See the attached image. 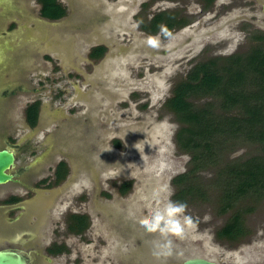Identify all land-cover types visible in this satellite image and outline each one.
Returning a JSON list of instances; mask_svg holds the SVG:
<instances>
[{"label":"rangeland","instance_id":"374dc122","mask_svg":"<svg viewBox=\"0 0 264 264\" xmlns=\"http://www.w3.org/2000/svg\"><path fill=\"white\" fill-rule=\"evenodd\" d=\"M26 1L35 9L36 0ZM66 1L72 13L63 21L64 25L73 31L80 30L78 34L75 32L76 55L68 59L71 63L66 67L60 64L59 54L50 61L35 56L22 42H13L10 52L0 43V87L21 85L26 90L5 103L0 99V109L7 108L9 117L23 122L24 103L37 95L44 113L57 111L43 118L46 122L53 117L56 123L51 126L44 123L38 138L44 139L47 131L58 125L49 150L69 151L76 169L73 174L83 176L85 181L80 185L71 177L65 189L55 194L54 203L52 197L42 196L41 205L43 210L53 205L50 213L63 214L67 210L77 211L83 204L92 219L87 239L58 232L56 237L66 244V250L57 260L62 264H115V255L109 249L104 250L100 241L104 238L99 223L101 215H119L116 222L108 219L117 231V252L141 253L135 248L136 240L140 248L145 246L149 252L154 251L140 220L169 199L175 201L179 187L173 182L188 173L190 157L176 144V134L183 125L165 107L174 86L198 61L216 58L219 65H224L225 59L232 55L249 54L261 44L250 36L262 30L241 22L243 8L230 6V0H218L216 7L203 0ZM0 8L1 21L10 9L5 0L0 1ZM158 11L186 23L173 29L171 38H164L161 32L143 31L141 25L148 23L147 15ZM256 18L257 23L262 22ZM112 27L119 28L108 33L116 47L110 50L112 54H106L101 71L90 82L86 75L90 67L93 70L99 63L88 61L87 47L78 38L88 35L89 31L83 29L99 32ZM31 36H25L24 40ZM148 36H160L161 47H147ZM74 89L76 93L80 91L76 94ZM220 100L204 97L194 98L193 102L199 107L212 104L220 114ZM221 141L224 146L220 164H204L180 187L187 184L195 187L196 191L184 202L186 215L193 218L196 226L186 228L189 236L185 233L183 239L175 238L179 243L173 240L174 246L179 248L181 257L198 254L221 264H264V199L246 197L236 202L235 209L247 210L241 216L244 235L229 241L218 237V232L231 220L234 211L219 212V199L223 196L220 188L214 186L220 165L253 156L260 152V147L244 139ZM44 158H39L40 163ZM122 181L131 186L124 193L119 186ZM199 190L203 196L197 194Z\"/></svg>","mask_w":264,"mask_h":264},{"label":"flooded vegetation","instance_id":"af4514ba","mask_svg":"<svg viewBox=\"0 0 264 264\" xmlns=\"http://www.w3.org/2000/svg\"><path fill=\"white\" fill-rule=\"evenodd\" d=\"M5 1L10 11L5 16V19L3 18L0 21V23L2 22V25H0L1 47L10 52L13 42H22L23 45L31 48V52L35 56L43 57L45 60L50 61L52 59L53 61L59 54V57H61L60 64L66 67L69 66L71 62L68 59L76 55L73 51L74 42L77 38L75 32L78 34L80 30L76 29V31H73V28L64 25L63 21L69 16L68 14L72 13L71 9L69 10L70 7H68L67 1L64 0V4L62 0H55V4L64 10V15L56 19L45 16L46 8L42 0H36L35 7H33L35 9H32L26 0ZM203 1L211 4L213 7L218 5V0H212L211 2ZM230 1L229 5L243 8L244 16L241 22L262 30L260 31L262 33H253L250 38L253 40L257 36L264 35V0ZM53 12L51 11V13ZM161 15L163 16V20L160 22L158 30L155 33L160 32V26H166V17L173 18V15L168 13L165 15L164 11L147 15L148 23L141 25V29L147 33H152L149 30L152 22ZM256 17L262 22L257 23ZM174 19L180 20V18ZM42 25H44V28ZM176 28L174 27L170 31ZM108 29H105L106 32L105 30L98 32L96 29H83L89 31L88 35L85 37L81 36L83 39L78 38L87 47L89 54L88 61L99 63L95 65L96 68H94L95 66L93 67V70L90 67V73L86 75L89 81H93L95 75L101 71L102 67L100 65H102L108 54H112L110 50L113 49L114 51L116 47L115 40L108 33L111 30L119 28L112 27ZM69 33L73 34L69 35ZM30 35L33 36L28 40H24L25 36ZM46 38H50V40ZM210 59L212 58L196 62L189 70H192L196 64L207 62ZM91 89H94V87L92 86ZM25 91V88L21 85L0 87V99L5 103L17 95L18 92L24 93ZM76 91L74 89L75 93ZM37 92L35 90V93ZM88 92H83V94L87 95ZM65 94L66 91H63L62 95ZM6 112L8 115L9 111L7 108L0 109V152L7 151L8 153H12L14 162L5 171L12 178L4 183H0V252L17 256L22 264H62L57 260V257L63 255L66 250V244L56 237V235L58 232L64 231L72 235V237L86 238L91 229L92 219L86 213L83 204L81 206L80 204L77 205L80 206L77 207V211L67 210L63 214L50 213L53 205L43 210L41 197L50 196L53 198L52 203H54V199L57 197L52 193L54 189L69 181L71 177L74 179V183L77 182L80 185L85 180H83V176L80 177L78 175L77 177V175L73 174V171L76 169L70 161L69 151L65 149L56 151L53 148L49 150L52 144L51 140L53 137L56 138L55 130L58 128V125L55 130L47 131L44 139L40 140L38 138L41 132L40 128L44 123H49V126L56 123L53 117H49L46 122L44 119L49 114L57 111L49 114L44 113L42 103L36 95L27 100L23 105V122L14 121L12 115L9 117V115H6ZM43 115L44 117H41ZM40 122L42 123L40 124ZM44 156V161L40 163L39 158ZM125 183L128 182L122 181L119 185L120 188ZM101 216L99 220L100 229L104 232L105 239L102 238L100 241L103 243L104 250L109 249V253L115 255V264H182L188 259L195 258L206 259L216 264H221L220 261L210 259L205 255L191 254L188 257H181V252L177 246H174L175 248H173L171 256L158 257L155 253L158 250L161 237L158 234L146 232V237L153 243V246L150 245V249L152 248L154 251L150 250L149 252V249H146L145 246L141 247V250L140 243L136 240L135 248L141 253L133 252L131 254L123 251L119 253L115 245L117 231L112 229L111 222L109 221L113 219L116 222L119 215L111 213L109 217L106 215ZM185 233L187 232L185 231ZM187 234L189 236V233ZM107 239L109 243H107ZM238 239L240 237L236 240ZM173 240L177 244L180 239L177 241L173 238ZM112 244H114V248Z\"/></svg>","mask_w":264,"mask_h":264},{"label":"trees","instance_id":"16d2710c","mask_svg":"<svg viewBox=\"0 0 264 264\" xmlns=\"http://www.w3.org/2000/svg\"><path fill=\"white\" fill-rule=\"evenodd\" d=\"M42 2L46 8L45 16L56 19L64 15L55 0ZM162 20V15L156 18L149 30L155 33ZM185 23L183 19L166 17L169 30ZM253 40L261 44L247 55L228 57L224 65H219L216 58L196 64L174 86L172 96L165 103L167 110L183 125L176 134V144L190 157L188 173L173 182L179 187L175 201L184 202L193 190L196 191L190 184L180 189L186 178L189 180L188 176H194L204 164H220L224 146L221 140L244 139L260 147L257 154L220 165L215 172L214 186L220 188L223 196L219 199V212L234 211L231 220L218 232V237L229 241L244 235L241 216L247 210L235 209L236 202L246 197L264 199V35ZM204 97L221 99L220 114L212 104L199 107L193 102L194 98ZM129 188L130 184L125 183L121 192ZM197 194L204 195L200 190Z\"/></svg>","mask_w":264,"mask_h":264},{"label":"clouds","instance_id":"9594fccd","mask_svg":"<svg viewBox=\"0 0 264 264\" xmlns=\"http://www.w3.org/2000/svg\"><path fill=\"white\" fill-rule=\"evenodd\" d=\"M161 35L164 38H171L172 33L165 25L160 26ZM160 36H148L146 45L152 49L161 47ZM187 204L181 201H173L169 199L162 207L157 208L150 216L140 220V225L146 233L158 234L161 242L158 245L156 255L171 256L173 253V238L183 239L186 228L196 226L194 220L186 215Z\"/></svg>","mask_w":264,"mask_h":264},{"label":"water","instance_id":"95a60500","mask_svg":"<svg viewBox=\"0 0 264 264\" xmlns=\"http://www.w3.org/2000/svg\"><path fill=\"white\" fill-rule=\"evenodd\" d=\"M13 162H14V157L12 153H8L7 151L0 152V183H4L12 178L11 175L7 174L5 171L9 169V166H11ZM67 184L68 182L61 184V186L54 189L52 193L54 195L55 194L58 195L65 189ZM0 264H22V262L19 260L17 256H14L13 254L0 252ZM182 264H216V263L206 259L195 258V259H188L184 261Z\"/></svg>","mask_w":264,"mask_h":264}]
</instances>
